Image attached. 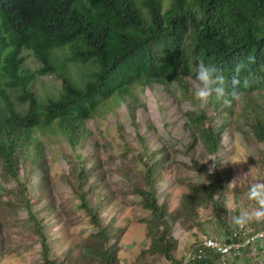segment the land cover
I'll return each instance as SVG.
<instances>
[{"label": "trees", "instance_id": "trees-1", "mask_svg": "<svg viewBox=\"0 0 264 264\" xmlns=\"http://www.w3.org/2000/svg\"><path fill=\"white\" fill-rule=\"evenodd\" d=\"M57 50L66 55L55 57ZM31 53L42 66L34 72L26 67ZM201 60L220 68L229 88L235 65L241 60L247 63L240 89L245 105L236 118L235 101L226 107L210 98L207 107L210 105L220 123L208 126L207 109L196 107L183 112L175 100H169L167 106H176L184 117L182 131L191 137L185 154L189 156L199 145L204 156H216L223 145V135L237 122L235 129L248 143L264 144V0H171L167 9L162 0H0V178L18 186L15 195L0 184V254L4 253V243H13L14 235L28 230L22 225L31 223V231L39 236L43 264H58L51 256L44 224L49 218L61 223V215L50 202L53 196L37 193L33 199L30 179L38 175L45 182L49 177L42 138L59 134L75 155L74 161L65 160L69 175L60 178L79 201L80 210L88 214L90 224L99 227L84 244L81 257L87 264H118L119 234L123 229L102 226L99 216L103 197L95 192L96 183L109 185L107 172L89 167L90 158L78 151L87 138L83 124L99 114L101 100L117 98L126 106L144 150L140 176L132 171L126 175L133 180L128 182L130 190L126 194L139 198L141 207L150 214L143 218L150 238L143 257L160 254L171 264H184L187 253L197 254L202 249V258L191 264H250L253 256L249 254L264 250V238L245 242L264 229V222L251 223L244 230L226 227L221 239L240 244L238 252L222 255L207 249L202 246L210 238L206 236L176 256L180 245L172 235L170 220H177L178 213L171 217L165 202L159 201L156 189L163 165L150 159L147 133L142 134L136 122L137 112L145 105L139 103L133 86L145 89L160 85L168 90L178 78L185 97L193 106H199L186 77L194 78L191 64ZM89 64L95 66V71L79 85L69 68L82 70ZM81 74L84 77L86 73ZM35 75L60 79V98L39 102L29 87ZM244 80L247 87L243 86ZM170 139L172 143H168L181 144ZM89 142L96 150L100 148L96 142ZM122 157L128 158V154ZM190 163V170L202 174V161L193 158ZM212 167L201 183H187L196 200L195 208L187 212L191 220L201 207L210 205L221 218V202L232 169H221L217 163ZM189 198L186 196L191 202ZM44 209L47 215L39 218ZM20 210L26 218L17 216Z\"/></svg>", "mask_w": 264, "mask_h": 264}, {"label": "rangeland", "instance_id": "rangeland-1", "mask_svg": "<svg viewBox=\"0 0 264 264\" xmlns=\"http://www.w3.org/2000/svg\"><path fill=\"white\" fill-rule=\"evenodd\" d=\"M162 2L164 9H167L171 0H162ZM65 55L66 53L61 50L54 52L55 57L62 58ZM26 65L31 71L38 69V63L33 57L27 60ZM191 65L194 69L197 63L193 62ZM94 68L95 66L91 64L82 70L71 68V75L79 85H82L86 78L81 72L88 73ZM40 79L36 85L37 89L35 88V91L39 93L37 94L39 102L46 101L45 95L59 97L61 81L58 78L49 75ZM186 81L189 82L191 91H195L190 80L186 78ZM182 86L181 80L176 78L168 90L160 85L145 89L139 86L132 88L139 97V103L145 105L137 112L136 122L140 126V132L144 135L147 133L145 137L148 139L147 146L150 147L148 155L152 161H158L163 165L158 173L157 196L160 203L165 202L168 215L172 217L174 213H178L177 220H170L172 235L179 240L180 245L179 250L175 251L176 256L184 254L196 240H202L206 236L221 238L227 231L226 227L234 228L228 221L229 207L233 206L232 215H238L241 208L254 206L252 202L247 201L245 193L252 183L264 182V144H258L256 141L248 143L237 132L238 129H235L238 122L229 128V133L226 132L223 135V145L216 156H204L199 145L191 150V156L185 154L186 147L191 145V137L188 132L186 134L182 131L184 117L177 111L176 106L183 112L197 109L196 107L207 109L208 126H218L220 118L215 117L210 105L207 107L208 102L203 106L201 102L199 106H193L181 91ZM171 94L174 97H171ZM254 95L258 98L256 92ZM172 99L178 103L175 108L167 106L168 101ZM12 100L17 102L15 98ZM244 102V97L241 101L235 102L236 118L237 114L243 111ZM98 111L99 114L83 124L82 128L87 138L82 141L78 151L83 157L90 158L89 167L94 168L95 171L107 172L106 179L109 185L96 183L95 192L103 197V210L99 216L102 226L113 227L116 231L123 229L119 234L118 264H170L160 254L153 256L146 254L143 257V252L150 247L147 224L143 218L150 214L141 207L139 198L126 194L130 190L128 182L133 181L126 175L132 171L140 176V172L143 171L141 156L144 150L132 127V119L126 106L117 98L101 100ZM243 130L248 133L245 128ZM170 138L181 141V144L174 142L171 144ZM42 139L45 141V154L50 175L45 182L38 175H33L30 179V188L33 189V199L36 198L37 193L44 197L53 196L50 202L55 205L61 215V223L49 218L44 224L51 256L58 264H87V260L81 257L83 246L88 243L90 235L97 232L99 227L90 224L88 214L80 210L79 201L75 200L60 178L61 175H69V165L65 160L74 161L75 155L59 134ZM88 140L96 142L100 148L96 150ZM126 153L128 158H123L122 155ZM193 158L202 161L205 165L200 175L188 168ZM235 161L241 163L234 164ZM213 163L220 165L221 169L227 167L232 169L231 179L221 202L223 205L221 218L219 220V215L214 213L213 206L210 205L201 207L197 217L191 220L187 212L195 208L196 200L191 195L187 183H201L205 180L212 171ZM252 167L254 170L251 175L241 177L234 188L228 189L233 179L242 172H248ZM110 168L113 172H109ZM0 184L17 195L16 183L8 185L7 181L0 178ZM0 194L3 195L1 190ZM186 196L190 197L191 202L186 199ZM32 201L36 204L35 200ZM47 211L44 209L38 217L43 218L47 215ZM17 216L26 218V213L20 210ZM221 221L226 224H221ZM31 225V223L22 225L28 230L25 229L22 233L14 235L15 242L4 243V253L0 254V260L7 257L10 258V264H43L40 255L41 246L38 243L39 236L31 231ZM257 254L258 252L255 251L249 254V257L253 256L251 263L256 261L255 264H264V250H259L256 257ZM241 264H245L244 261Z\"/></svg>", "mask_w": 264, "mask_h": 264}, {"label": "clouds", "instance_id": "clouds-1", "mask_svg": "<svg viewBox=\"0 0 264 264\" xmlns=\"http://www.w3.org/2000/svg\"><path fill=\"white\" fill-rule=\"evenodd\" d=\"M29 53V52H28ZM27 60L32 56L29 54ZM34 58V57H33ZM26 60V64H27ZM38 63V69L41 68V64L34 58ZM93 65V64H92ZM94 66V65H93ZM26 67H28L26 65ZM29 68V67H28ZM30 69V68H29ZM36 69V70H38ZM95 69V68H94ZM91 69L88 73L84 74V77L88 81V74L95 71ZM247 70V63L244 60L238 62L232 70L231 85L230 88L227 85L225 75L223 71L214 64H206L201 60L196 67L192 70L195 73L194 78L189 75L186 78L190 80L193 88L195 89V97L201 102V105H205L210 98H214L217 102H221L226 107H231L232 103L241 101L243 92L240 90L242 85L241 74ZM31 71V69H30ZM35 71V70H34ZM31 71V72H34ZM71 74V69L69 70ZM49 76V75H45ZM44 75H35L34 79L29 83V87L32 92L36 95L39 94L35 91L36 85L40 82V78L45 77ZM60 80V79H59ZM61 81V80H60ZM243 86L247 87V80L243 81ZM37 89V88H36ZM62 82L59 97L52 95H45L46 101L48 98L59 99L62 93ZM38 100V99H37ZM241 162L235 161L234 164ZM254 167L248 172H242L239 176L231 181L228 185V189H232L236 186L237 180L241 177L249 176L252 174ZM247 201L252 202L254 206L249 208H241L238 215H232L233 206H230L228 221L230 225H233L239 230H244L251 223H262L264 222V182L252 183L247 192L245 193ZM228 255V254H227ZM0 264H10V258L5 257L0 260ZM171 264V263H170Z\"/></svg>", "mask_w": 264, "mask_h": 264}, {"label": "built area", "instance_id": "built-area-1", "mask_svg": "<svg viewBox=\"0 0 264 264\" xmlns=\"http://www.w3.org/2000/svg\"><path fill=\"white\" fill-rule=\"evenodd\" d=\"M236 236V235H234ZM264 238V229L260 232H258L255 236H253L252 238H248L247 241L245 242V244H249L250 242H253L257 239H262ZM203 247L207 248V249H211L214 250L218 253H221L222 255H227L230 252H232L233 250L237 251L240 249V244H235V243H226L223 242L221 238L216 239L215 237H211L209 239H206L203 242ZM202 249L198 250L197 254L194 253H187L186 257L184 259V264H191L192 261H195L196 259H201L202 256Z\"/></svg>", "mask_w": 264, "mask_h": 264}]
</instances>
